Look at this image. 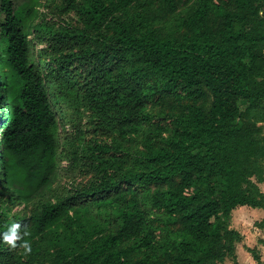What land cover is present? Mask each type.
<instances>
[{
  "label": "trees",
  "instance_id": "trees-1",
  "mask_svg": "<svg viewBox=\"0 0 264 264\" xmlns=\"http://www.w3.org/2000/svg\"><path fill=\"white\" fill-rule=\"evenodd\" d=\"M138 1L67 0L64 10L76 9L83 26L64 22L48 34L57 45L85 46L59 60L89 62L85 97L97 128L129 141L149 124L147 151L92 146L101 179L0 220V264L11 246L40 237L53 250L43 264H219L240 239L232 211L264 208V0H200L172 34L152 23L184 0H162L138 22L119 16ZM0 3V185L28 203L59 175L69 87L31 58L35 8Z\"/></svg>",
  "mask_w": 264,
  "mask_h": 264
},
{
  "label": "rangeland",
  "instance_id": "rangeland-1",
  "mask_svg": "<svg viewBox=\"0 0 264 264\" xmlns=\"http://www.w3.org/2000/svg\"><path fill=\"white\" fill-rule=\"evenodd\" d=\"M12 2L13 10L17 13L29 14L30 8H35V16L30 20L29 29L31 58L40 62L41 66L44 65L47 70L60 73V78L69 90L65 92L68 94L66 97L68 105L58 133L60 170L56 181L43 196L28 203L15 199L14 192H10L6 185H0L3 200L0 204V220L31 215L44 203L69 197L99 181L101 175L95 168L91 151V147L95 144L121 143L132 154L142 155L147 151L146 137L150 134L149 124H145L138 136L133 140L124 141L114 133L97 128L94 113L85 97L89 79V62L86 59H73L64 63L59 60L61 55H69L85 46L71 43L57 45L48 34L49 28L58 29L64 22L78 27L83 26V19L76 9L64 10L67 0H12ZM199 2L200 0H184L175 13L156 20L152 26L160 28L167 34H172L179 20L193 10ZM161 3L162 0H139L119 16L127 21L136 20L138 22L142 20V16L154 13ZM5 16L0 3V23L5 21ZM6 44L7 37L0 24V46L4 47ZM50 61L53 63L51 66L48 64ZM67 73L70 81L65 79ZM148 111L158 114L159 109L151 105ZM130 167L134 168L133 164ZM259 186L264 192V183H260ZM151 189L153 191L155 187ZM144 194L146 195V192H141L140 196L144 197ZM10 252V256L1 258V264H43L53 258L52 248L44 243L41 237L27 246H11Z\"/></svg>",
  "mask_w": 264,
  "mask_h": 264
},
{
  "label": "crops",
  "instance_id": "crops-1",
  "mask_svg": "<svg viewBox=\"0 0 264 264\" xmlns=\"http://www.w3.org/2000/svg\"><path fill=\"white\" fill-rule=\"evenodd\" d=\"M231 228L236 230L240 239L235 242L233 255L219 264H264V208L238 206L232 211ZM251 249H256L257 260Z\"/></svg>",
  "mask_w": 264,
  "mask_h": 264
},
{
  "label": "clouds",
  "instance_id": "clouds-1",
  "mask_svg": "<svg viewBox=\"0 0 264 264\" xmlns=\"http://www.w3.org/2000/svg\"><path fill=\"white\" fill-rule=\"evenodd\" d=\"M18 227V224H12L9 228V232L4 234V239L7 240L9 243H14V241L17 239L16 229ZM25 244L27 246V242H25Z\"/></svg>",
  "mask_w": 264,
  "mask_h": 264
}]
</instances>
